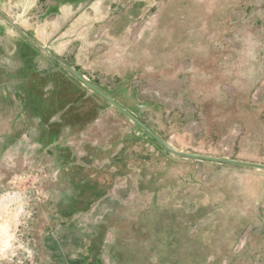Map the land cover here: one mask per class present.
Instances as JSON below:
<instances>
[{"label":"rangeland","instance_id":"rangeland-1","mask_svg":"<svg viewBox=\"0 0 264 264\" xmlns=\"http://www.w3.org/2000/svg\"><path fill=\"white\" fill-rule=\"evenodd\" d=\"M0 12L172 147L264 163V0ZM24 41L0 16V264H264V170L170 154Z\"/></svg>","mask_w":264,"mask_h":264},{"label":"water","instance_id":"water-1","mask_svg":"<svg viewBox=\"0 0 264 264\" xmlns=\"http://www.w3.org/2000/svg\"><path fill=\"white\" fill-rule=\"evenodd\" d=\"M0 16L11 27H13L20 35H22L25 39L30 41L34 46L39 48L44 53L48 54L52 59H54L57 63H59L70 75H72L75 79L81 82L86 88L94 92L96 95L101 97L104 101H106L108 104H110L111 106L116 108L118 111H120L123 115L128 117L134 124H136V126L139 129H141L148 136L154 139L159 145H161V147H163L170 154L176 157H181V158H189V159H194V160H202V161H209V162H215V163H220V164L237 165V166H244V167L264 170V163L187 152V151L178 150L172 147L166 140H164L162 137L156 134L151 128H149L144 122H142L138 117H136L126 107L121 105L113 97H111L109 94H107L106 92L101 90L99 87H97L94 83L89 81L86 77H84L80 72H78L72 66L62 61L56 55L52 54L49 51L47 44H44V45L40 44L37 40H35L33 37H31L25 31H23L14 21H12L10 18L5 16L1 12H0Z\"/></svg>","mask_w":264,"mask_h":264},{"label":"trees","instance_id":"trees-1","mask_svg":"<svg viewBox=\"0 0 264 264\" xmlns=\"http://www.w3.org/2000/svg\"><path fill=\"white\" fill-rule=\"evenodd\" d=\"M24 48H26V53L24 54ZM18 51L20 54H16V57L17 55H19L21 58H24L25 61H32L33 58H29L30 55H34L36 52H38V49L36 46H34L30 41H28L27 39H25V41L23 43H19L18 44ZM17 51V52H18ZM143 133L145 135H147L144 131ZM148 136V135H147Z\"/></svg>","mask_w":264,"mask_h":264},{"label":"built area","instance_id":"built-area-1","mask_svg":"<svg viewBox=\"0 0 264 264\" xmlns=\"http://www.w3.org/2000/svg\"><path fill=\"white\" fill-rule=\"evenodd\" d=\"M245 240H246V237L244 235L242 237H240V239L237 243V247L238 248L242 247L245 244Z\"/></svg>","mask_w":264,"mask_h":264}]
</instances>
